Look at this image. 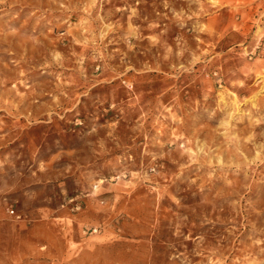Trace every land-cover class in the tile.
I'll return each mask as SVG.
<instances>
[{"label": "rangeland", "instance_id": "374dc122", "mask_svg": "<svg viewBox=\"0 0 264 264\" xmlns=\"http://www.w3.org/2000/svg\"><path fill=\"white\" fill-rule=\"evenodd\" d=\"M0 264H264V0H0Z\"/></svg>", "mask_w": 264, "mask_h": 264}]
</instances>
